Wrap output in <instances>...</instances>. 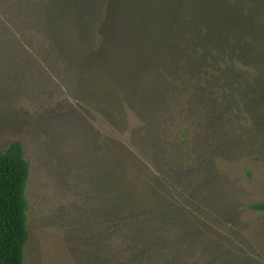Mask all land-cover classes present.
I'll return each mask as SVG.
<instances>
[{
  "label": "rangeland",
  "instance_id": "374dc122",
  "mask_svg": "<svg viewBox=\"0 0 264 264\" xmlns=\"http://www.w3.org/2000/svg\"><path fill=\"white\" fill-rule=\"evenodd\" d=\"M14 141L22 264H264V0H0Z\"/></svg>",
  "mask_w": 264,
  "mask_h": 264
},
{
  "label": "trees",
  "instance_id": "16d2710c",
  "mask_svg": "<svg viewBox=\"0 0 264 264\" xmlns=\"http://www.w3.org/2000/svg\"><path fill=\"white\" fill-rule=\"evenodd\" d=\"M124 157L128 161L133 158L127 151ZM131 162L134 165L138 164L135 158L131 159ZM27 177L28 164L23 157L22 145L18 141L11 142L0 150V264L23 263V247L28 238L25 215L27 206L24 199ZM114 183L117 187H123L126 181L122 179ZM141 192L147 194L143 189L137 190L132 185L130 194L138 198L135 201L133 199V202L148 209H153L152 207L162 209L161 200L154 196L145 197ZM251 209L264 210V203L252 205Z\"/></svg>",
  "mask_w": 264,
  "mask_h": 264
}]
</instances>
